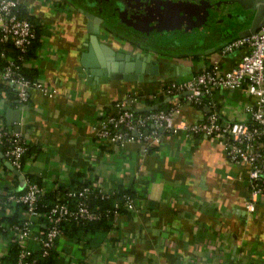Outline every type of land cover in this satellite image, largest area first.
<instances>
[{"label": "crops", "instance_id": "1", "mask_svg": "<svg viewBox=\"0 0 264 264\" xmlns=\"http://www.w3.org/2000/svg\"><path fill=\"white\" fill-rule=\"evenodd\" d=\"M98 1L17 0L37 29L35 47L22 67L57 92L48 96L30 88L25 101L12 100L2 89L7 82L0 74V125L18 131L28 143L19 172L0 150V200L9 190L23 189L22 173L39 179L46 190L82 174L105 188L139 192L137 211L119 214L109 229L88 233L80 241L60 234L55 251L61 259L53 264H264V199L247 206L249 164L229 161L221 144L202 134L160 131V141L149 151L136 140L102 143L94 132L95 119L116 100L134 95V108L167 106L183 96L162 93L170 81L190 78L211 60L223 69L234 66L246 46L226 52L221 48L250 28L252 1L175 0V5L139 0L151 11L157 4L177 10L172 18L191 25L181 34L140 30L144 18L119 16V23L111 22ZM188 8L203 14L194 18L196 23L189 22L193 16ZM87 12L104 17L97 41L91 38ZM127 28L154 44L136 39ZM93 46L100 53L112 49L130 59L150 55L157 72L144 73L142 79L86 76L77 66L82 53L89 48L94 52ZM254 98L246 87L211 93L222 121L247 119L244 105ZM8 110H19L18 120ZM205 110L183 102L173 121L201 120ZM5 235L0 264H6L5 245L12 232Z\"/></svg>", "mask_w": 264, "mask_h": 264}, {"label": "built area", "instance_id": "2", "mask_svg": "<svg viewBox=\"0 0 264 264\" xmlns=\"http://www.w3.org/2000/svg\"><path fill=\"white\" fill-rule=\"evenodd\" d=\"M17 0H0V74L12 88L19 102L28 97L30 88H36L48 96L57 90L40 78H27L20 71V62L24 61L29 46L35 37L31 22L17 12ZM246 46V51L230 69H223L217 60H211L190 78L183 81H170L162 89L168 97L183 96L175 103L156 109L135 110L137 100L134 95L112 103L107 112L101 113L94 123V132L102 143H123L140 141L145 149L160 141V131L176 132L182 130L186 136L202 134L217 140L229 161L250 165L248 180L250 182L249 208L254 200L264 199V24L255 31L236 36L225 43L221 51L226 52L239 46ZM14 50L15 53L12 51ZM246 87L254 95L252 102L244 105L248 118L238 121H222L216 105L211 101L215 89H233ZM183 102L205 107L203 118L194 122L173 121ZM28 143L18 131L0 125L1 154L18 171L23 166V156ZM23 189L9 190L4 194L6 213H11L17 205L21 207L20 220L8 229L12 232L10 239L17 242V252L13 264H43L42 258L55 248L56 239L61 234L60 224L70 219H93L99 211L89 207L88 194L91 185L69 189L66 194L74 198L56 201L47 210L38 208V200L46 191L45 186L31 180L22 173ZM98 194L107 196L113 189L105 188L96 179L93 183ZM5 198V200H4ZM138 198L129 193L123 194V203L132 212L138 209ZM117 206V202L114 203ZM119 213L114 210V219ZM43 218V219H42ZM43 226V231L39 227ZM0 221V231L6 230ZM6 235L0 232V239ZM9 242L5 245L6 254Z\"/></svg>", "mask_w": 264, "mask_h": 264}, {"label": "trees", "instance_id": "3", "mask_svg": "<svg viewBox=\"0 0 264 264\" xmlns=\"http://www.w3.org/2000/svg\"><path fill=\"white\" fill-rule=\"evenodd\" d=\"M17 12L19 15L26 17L31 22L34 28V31H35V37L33 38L29 46L28 52H27V55H28L30 51L32 50V48L35 47L37 29L29 14L22 12L20 8H17ZM12 51L15 53L14 50ZM22 63L23 61L19 63L20 71L27 78H30V79L36 78L35 75L29 74L24 71V68L22 67ZM1 86H2V89L6 91L7 94L11 95V98H13L12 100H15L17 98L16 94L14 93L10 85H8L7 83H2ZM165 105L164 106L161 105L159 107H165ZM152 148L153 146L149 148V151ZM27 150H28V147H27ZM23 160H24V156H23ZM28 177L31 180L41 184V181L39 179H34L33 177H31V175H28ZM95 181H96L95 177L90 178V177H85L82 174H78L75 176L73 180L69 181L68 183L57 185L51 189L46 190L44 193H42L38 200V208L41 211H45L51 205H53L56 201H62V200H67V199L70 203H72L74 201V198L68 197L66 194V192L69 189H76L84 185H91V192L88 194L87 202H88L89 207L99 211V216L93 219L64 220L60 224L61 234L67 235L69 236V238H76V240L80 241L88 233L93 234L101 230H107L111 227V224L114 220V210H116L119 214L129 215L132 212L128 210L126 206H124L123 194L129 193L133 197H139V192H137L135 189L131 187L118 186V187L113 188V191L110 192L107 196H102L97 193L96 187L93 186V183ZM116 202H117V206H114V203ZM6 206L7 205L5 203H2L0 207V221L4 222L5 227H6L5 228L6 230H1L0 232L4 235L9 231L8 228L12 224L19 222L20 220L19 218L21 214V207L19 205L15 206L11 213H6V210H5ZM39 228H40L39 231L42 232L44 227L40 226ZM9 241L10 242H9L8 253L4 256V260L6 261L5 262L6 264H13L15 254L17 252V242L12 239H9ZM57 254L58 253H56L55 248H53L47 256L41 259L42 263L43 264H53V262L59 261L61 258H59V256L57 257Z\"/></svg>", "mask_w": 264, "mask_h": 264}, {"label": "water", "instance_id": "4", "mask_svg": "<svg viewBox=\"0 0 264 264\" xmlns=\"http://www.w3.org/2000/svg\"><path fill=\"white\" fill-rule=\"evenodd\" d=\"M106 1L108 2L109 0ZM110 1H111L110 6H108L103 0L98 1L99 8L105 11V14L108 16L109 14L106 11L107 9H110L112 10L111 12H113L112 15L116 17L124 16L127 19H130L129 15H124V14L126 12V9L132 7L138 11L139 15H143V16L150 15L151 18H153L154 21L152 26L155 27L154 31L162 32L164 30H170V29L173 31L175 30L172 26L171 27L165 26V25L169 26V24L172 21H178L175 18H172L173 17L172 15L174 14L173 12H178L177 10L174 11V8H164L162 6H159V4H157L156 10L151 11L148 8H146V5L142 4L139 0H124V1L110 0ZM251 1L253 3L252 8L254 11V15L250 28L244 33H240L239 36L249 34L255 31L259 26L264 24V0H251ZM178 2L179 1H175V0H159L160 4L172 3L176 5L178 4ZM86 14L88 16V23H87L88 29L92 33L91 38L92 40L97 41L96 34L99 32V24L104 20V17L95 16L90 12H87ZM192 16L194 15L191 14V17ZM192 18L194 20V17ZM192 22L191 24H193ZM194 23H196V21H194ZM190 26L188 25V28ZM91 43L95 46L93 41ZM101 53L96 47H94V52H91V48H89V52L82 53L80 57V63L77 66L78 71L82 72L86 76H91L93 78H96L97 76L101 79H104L106 77L124 78V79H132V78L142 79L144 73L154 74L157 72L158 65L156 62L151 61L150 55H147L144 59L142 57H139V55H136L135 58L130 59V56L128 54L122 53L120 51H114L112 49L109 50V52H106L104 49H102ZM158 107L159 104H156L153 106L149 105L142 108H135V110L144 111L148 109H156ZM8 111L11 112L13 110H8ZM12 113H13L11 117L12 120L13 121L18 120L19 110H14ZM17 172L19 171L17 170Z\"/></svg>", "mask_w": 264, "mask_h": 264}, {"label": "flooded vegetation", "instance_id": "5", "mask_svg": "<svg viewBox=\"0 0 264 264\" xmlns=\"http://www.w3.org/2000/svg\"><path fill=\"white\" fill-rule=\"evenodd\" d=\"M79 1H81V2H83L84 0H79ZM87 2H93V0H86ZM108 6H110L111 5V1L109 0L108 2L106 1V0H103ZM116 1H118V0H116ZM124 1V0H123ZM99 3V2H98ZM112 10H110V9H107V13L109 14V16H110V20H111V22H113L114 21V23L115 22H120V18H118L119 16H114V15H112L113 14V12H111ZM186 12L187 13H190V14H192V15H194L193 17L194 18H196V16H198V18L199 17H202V13H200V12H197V14H196V12L194 11V10H191L190 8H188V9H186ZM111 15L112 16H114V17H111ZM124 15H129V18H130V20L131 21H133V20H138V19H142V18H144V20L142 21V24H140V25H138V28L140 29V30H144V31H146L144 28H146V27H149V28H151V29H155V27H153L152 26V24H153V18H151V16L150 15H147V16H143V15H139L138 14V11L137 10H135L134 8H128V9H126V12H125V14ZM120 17H124V16H120ZM142 17V18H141ZM136 18H138V19H136ZM194 21H195V19L193 20V22L192 23H194ZM190 22V21H189ZM137 24H139V23H137ZM171 24V25H170ZM169 24V26L168 25H165V26H167V27H173L175 30H174V33H176V34H181V33H184L185 31H187L186 29V27H188V25L189 24H186V21H182V20H178V21H172L171 23ZM186 25V27H184V28H182L183 26H185ZM166 31H172L173 32V30H164V32H166ZM128 34H130L131 36H133V37H135L136 39H138V40H140V41H143V42H145V43H147L148 42V39L146 38V39H144L143 38V36H141L140 34H138V33H135V32H133V31H131L130 29H128L127 28V31H126ZM154 32H156V31H154ZM159 33V32H158ZM148 35V34H147ZM156 36L154 37L152 34H150L149 36H152V37H154L155 39L158 37V34H155ZM160 35V34H159ZM147 44H149V43H147ZM154 44V42L153 43H151V44H149V45H153Z\"/></svg>", "mask_w": 264, "mask_h": 264}]
</instances>
